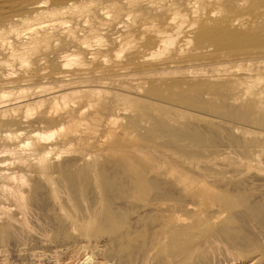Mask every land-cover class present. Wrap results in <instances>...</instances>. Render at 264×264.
<instances>
[{
    "label": "bare ground",
    "instance_id": "obj_1",
    "mask_svg": "<svg viewBox=\"0 0 264 264\" xmlns=\"http://www.w3.org/2000/svg\"><path fill=\"white\" fill-rule=\"evenodd\" d=\"M48 1L49 0H40L31 3L29 6L31 14L18 18L14 15L4 27H0V46L5 52L4 57L0 56V66L6 71V76L0 83L1 85L3 84L2 86L9 88L10 86L18 84L20 81L26 84V81L31 83L36 77H41L44 80L58 79L60 83L64 81L67 82L61 85L60 88H71L74 85L80 84H82V86L78 89L74 88L70 91L63 92L59 96L65 109H67V116L72 118L70 119V124H61L60 127L51 128L45 132L33 130L26 134L22 131L9 133L6 139H2L3 141L9 140L10 142L17 143L18 147L20 146L23 149L27 148L30 150L28 158L17 156V160L13 159L20 163L21 166H25L26 170L34 169L37 173V178H39L41 183L46 184L50 188L51 196L53 200L57 202L60 194H58L54 186L53 176L47 171V169L52 168V166L49 167L51 163L48 164L52 152H45V150L51 149L48 143H57L55 140L59 138L65 139L66 136H78L82 135V133H88L92 138L98 133L96 132L98 130L97 124L103 121L104 112L112 110V112H115L116 109H119L122 110L121 114L124 112L123 119L128 117V123H123L124 125L120 124L122 118L119 119L118 116L114 115L110 116L108 119L112 129H110L106 137L109 139L112 135L114 136L116 128L120 131L117 136H114L113 142L104 148V153H106L108 158H114L122 154L121 159L125 162L123 166L125 170H133L142 175H149L155 180L157 178H162L173 181L185 194L200 198L206 211L214 207V201L223 202L219 190L198 181L200 179L197 180L193 175L194 170L198 169L200 172H204L212 167L216 169L225 168V170L226 168H232V170L235 168L237 171L247 172L250 171L253 166V158V161L247 158H233V156H231L232 152L230 153L229 150H223L220 146L222 150H215L208 154L205 149L202 148L204 146L201 147L200 144L196 143L192 144L193 142L191 143V139L190 141L179 139L181 136L179 138L177 137V139L173 138L170 142L171 144L153 145L156 147V151H158L155 156L141 145L142 142L140 140H133V135H135L133 131L137 125L135 121L138 116V114H136L137 111L131 108L132 106L124 105L121 108L119 101L126 98H133L134 96L139 98L145 96V93L140 94V92L145 89V92L153 95L152 99L154 101H152L151 104L156 105V107L170 106L175 112L178 111L180 115L184 116V118L188 116L191 117V114H195V116H201V119L203 113L206 111L202 112V114H200V112L195 113L193 112L194 110L191 111L192 109L190 110L188 106L190 103L188 102L189 104H186L187 107L181 100V97L186 94L190 87L193 88V82L195 83L197 80L192 81V78H201L200 76H204L206 79L198 81L199 84L196 82L195 87L200 84L205 86L214 93L213 97H219L220 101L222 100L224 103L230 104H225V108H228V106L232 104H236L235 106H237V104L241 103L242 105L240 104V107L234 109L235 107L232 106V108L238 110V112H242L245 108L246 111L249 113L251 112V114H264V62L262 63V60L258 61L259 63L257 62L258 64L255 68H249L248 66L249 69L246 68L247 71H244V67L242 69L244 73L235 76L221 74V70L220 72L216 71L210 74L209 71H205L206 69H195V71H193L195 76H192V74L189 73L191 71L188 70L189 67L193 69L192 66L198 63L202 62V64H205L207 60L217 55L222 58L229 57L224 51L225 49L231 52H240L245 58H252L255 52H251L250 49L251 45H254L259 48L264 56V37L262 36L264 32V0H109L105 2L98 0H65L62 4L47 6L49 4ZM3 18L4 15L1 13L0 19ZM108 20L119 21L118 26L123 28L122 31L116 30V28L112 26V23H108ZM13 35H15L16 38H13ZM124 60L130 61L133 67H135L130 77L133 79L140 78L145 80L142 83L143 85L137 87V91L132 89H120L118 92H115L113 96L107 98L104 97V93L107 92L106 90L95 88L88 84L91 78L95 79L99 77L102 72V74H104V72L106 73L107 71L114 70V67H116L115 65ZM55 65H60L63 70L65 69L67 71H55L53 70V66ZM132 65L130 66L131 68ZM127 66L126 69H130ZM200 68L203 67L201 66ZM121 69L124 68L121 67ZM70 71L75 72L74 75H72ZM111 72L106 73L104 76L107 77L104 79L112 78L110 75H114L113 72L115 73V71H113L112 74ZM209 77L214 79H209ZM217 79L219 80L217 81ZM155 83L164 85L168 93L162 94V92H157L156 87L150 86V84ZM7 89L0 93V101L4 104L14 96V91L12 89ZM46 89L47 87H39L38 92L43 91L44 93ZM28 91L29 89H21L19 92L26 94ZM137 97H135L136 100H138ZM45 101L44 98H40L36 103L42 106ZM81 104H84V106L80 107ZM199 104L197 103V105ZM61 106L63 105L57 106L56 111ZM144 108L149 109L148 106H144ZM33 112L34 110L31 107H27V116L31 115ZM212 112L213 111H211V113ZM75 113L76 116L79 117L77 120L73 119ZM127 113H131V115L125 116ZM211 113H206L203 118L215 121L219 119L220 122H224L227 125L239 126L248 132L257 129L253 126L257 123L256 120L242 119L241 116L237 118V114H235L236 118H233L232 116H222V113H218L219 115L214 114L215 111L213 115ZM47 114V112H43V119L48 120ZM223 114L225 115V113ZM227 114L228 113H226V115ZM18 115V111L14 108L13 119L16 118V123H24L23 120H17ZM139 118L140 116L137 119L139 120ZM25 122L27 123L26 120ZM83 125H85V127H82ZM259 132H264V130H259ZM2 140H0V143H4ZM94 141H96V139ZM79 142L81 141L79 140ZM87 143L89 144V142ZM54 146L53 148L55 149ZM69 148L72 149L73 147L70 146ZM81 148L83 147L81 146ZM8 149L9 148H7V150ZM244 152H242V155ZM259 152L260 150L257 148L254 154H252L256 156L255 159L260 155ZM64 153L66 154V152ZM64 153L56 152L54 155H57L56 158L59 159ZM31 156L34 157H32V160L34 159L33 161L30 158ZM96 156L98 161L99 159L102 160L101 156L103 155L96 154ZM249 156L251 155L247 157ZM79 157H75L76 160ZM84 159L86 160L85 156L81 158V160ZM98 161L95 164H98ZM13 163L14 162H12V164ZM7 164L11 163L7 162ZM56 167L58 168V166ZM123 167L122 169L124 170ZM67 168L69 169L70 167ZM98 168L93 167L89 170V173L92 172V176L86 175L88 171L85 172V181H83L90 185V181L94 180L93 185L95 184L97 189H102L107 185H111L109 179L104 182L105 177L103 178V174L101 173L103 170L99 171ZM258 169H260V167ZM260 170H262V168ZM262 171L264 172V170ZM69 173L72 174L71 172ZM104 173L106 176V172ZM213 174L206 173L204 175L213 180L217 176ZM77 176L79 177V175L75 177ZM81 177H83V175ZM4 179L5 182L3 181ZM3 180L1 181H3L4 184L0 186V200H7L9 204L6 207L2 205L3 207L1 208L2 213L6 214L4 219L6 220L7 218V223L5 225H0V237L2 238L7 236L10 226H13V224L25 223L23 217V219H16V214L15 217L9 214V209H11L9 206H16L17 209H15L19 212L17 214H24L29 208V205H27L29 197L26 195L27 193L25 194L27 189L26 191L24 189L28 182L27 179L17 175L14 171H10L6 173ZM62 180L66 182L65 179L61 178V181ZM58 181L60 182V178ZM37 182L34 183L37 185ZM207 182H209V184L212 183H210V181ZM65 186L69 187L68 183H66ZM79 186L80 185H78V188ZM35 188L37 189V187ZM82 188L84 187H81L80 190H82ZM97 189L96 192H94L95 195L99 192ZM84 192H86V190H84ZM144 194L146 195V192ZM147 197L146 195V198ZM220 204L218 203V205ZM26 205L28 208L25 211ZM63 211L61 212L62 214ZM2 217L0 216V221ZM92 221L89 220L88 222L87 220L88 223L85 226L86 231L83 233L85 237H88L90 231L93 229L94 221ZM261 225L264 231V220L261 222ZM115 230H117L116 232L121 236L126 235L122 226L119 228L115 227ZM166 230L170 235V239L173 242H178L180 231L177 230V228L171 227ZM85 237L84 239H86ZM90 248L94 249V246ZM94 250H96V248ZM51 254V259L49 258L51 260L50 264H103L101 260L97 258V253L91 251L87 245H81L77 250H72L71 247L65 245L63 249H57ZM260 256H262V254ZM257 260H261V257L257 258ZM39 261L37 264L46 262L44 260L42 263Z\"/></svg>",
    "mask_w": 264,
    "mask_h": 264
},
{
    "label": "rangeland",
    "instance_id": "obj_2",
    "mask_svg": "<svg viewBox=\"0 0 264 264\" xmlns=\"http://www.w3.org/2000/svg\"><path fill=\"white\" fill-rule=\"evenodd\" d=\"M38 1L40 0H0V14L2 13L4 15V18L0 19V27H4L14 15L18 18L31 14L29 6L31 3ZM49 1L47 6L62 4L65 0ZM98 1L105 2L109 0ZM108 21V23H112V26L116 28V30L122 31L123 28L118 26L119 21ZM262 36L264 37V32ZM13 38H16V36L13 35ZM224 51L229 57L222 58L218 55L214 56L207 60L205 64L201 62L194 65L195 67L192 66L194 70L189 67L188 70L191 71L189 73L195 76L193 72L195 69H206L205 71H209L210 74L216 71L220 72L221 70V74H230L234 76L239 74L242 75L247 69L255 68L259 63L258 61L262 60V63L264 62V56L259 48L254 45H251L250 49L251 52H255L252 58H245L240 52H231L227 49ZM0 56H5V52L2 50L1 46ZM131 65L130 61L124 60L119 62L115 65L116 67H114V70H111L112 72L115 71V73L113 72L114 75H110L112 78L104 79L107 77L104 75L111 71L104 72V74H102V72L99 77L95 79L91 78L88 84L92 87L106 90L107 94L104 93V97L107 98L113 96V94L120 89H132L137 91V87L143 85L142 83L145 80L140 78L133 79L130 77L135 70L133 65L132 68L130 67ZM126 66L130 69H126ZM201 66L203 68H200ZM121 67L128 71L121 69ZM53 70L60 71L63 70V68L60 67V65H55L53 66ZM63 71L67 70L64 69ZM70 73L74 75L75 72L70 71ZM5 76L6 71L1 67L0 82L4 80ZM200 77L201 78H192V81L197 80L195 83L197 82V84H199L198 81L206 79L204 76ZM209 79L213 80L214 78L209 77ZM218 80L219 79H217V81ZM23 83L20 81L18 84L10 86L9 88L2 86L3 84L1 85L0 83V93L7 88V90L12 89L14 91V96L10 99L12 101L9 100L5 104L0 101V140L6 139L9 133L22 131L26 134L33 130L45 132L51 128H58L61 124L68 125L71 123L70 119L72 118L67 116V109H65L59 96L61 93L70 91L71 89L81 88L82 84L74 85L71 88H60L61 85L67 82L64 81L60 83L58 79L44 80L41 77H36L31 83L27 81L26 84L25 82ZM195 83L193 82V88L190 87L186 94L181 97V100L185 105L189 102L191 104L188 103L190 110H194L193 112L195 113L200 112V114H202V112L206 111L203 113L201 119V116H195V114H191V117L188 116L189 118H184V116L180 115L178 111L175 112L170 106H167L168 108L156 107V105L151 104V102L154 101L152 99L153 95L145 92V89L144 91L142 90L143 92H140V94L145 93V96H141L140 98L134 96L133 98L123 99L119 101V105L121 108L124 105L132 106L131 108L139 112H136V114H138L137 118L139 116L140 118L139 120L137 118L135 120L137 125L133 131L135 134L133 135V140H140L142 142L141 145L155 156L158 151H156V147L154 146L171 144L170 142L173 138L177 139V137L179 138L181 136L179 139H185L187 141L191 139V143L193 142L192 144L196 143L200 144L201 147L204 146L202 148L205 149L208 154L212 151L223 149L229 150L230 153L232 152L231 156H233V158L254 159V161H252L255 163V166L254 163H252L253 166L251 170L247 172L237 171L235 168L233 169L235 171H233L232 168H226L225 170V168L216 169L212 167L204 172H200L198 169L194 170L193 175L197 180L200 179L198 181L219 190L223 202L214 201V207L216 209L213 207L207 210V212L200 198L185 194L173 181L162 178H157L158 180H155L149 175H142L133 170H125L123 167L125 162L121 159L122 154L114 158H108L106 153H104V148L113 142L115 135L117 136L120 133L116 128V133L109 138L110 140L106 137L110 129H112L108 119L112 115L118 116L119 119L122 118L120 124H127L128 117L123 119L124 112L121 114L122 110L119 109H116L115 112H112L113 110L105 111L103 114V121L100 122L101 124L99 123L100 125L97 124L98 130L96 132H98L99 135L97 133L92 138L88 133H82V135L78 136L69 135L68 137L66 136L65 139L59 138L55 140L58 144L55 141H53L55 143H48L51 149H47L45 152H52V156L49 159L50 162L48 161V164L51 163L49 167L52 166V168L48 167L49 169H47V171L53 176L54 186L58 194H60L57 202L53 200L50 188L46 184L41 183L39 178H37V173L34 169L26 170L25 166L23 167L20 163L15 161L17 160V156L28 158L30 150L27 148L23 149L20 146L19 149L17 143L10 142L9 140H2L4 143H0V186L4 184L5 179L3 180V178L6 176V173L10 171H14L17 175L26 178L28 182L24 189L25 191L27 189L25 194L27 193L26 195L29 197L27 203L29 208L26 205L25 211L28 208L27 212H24V214H17L19 212L16 210V206H9V208L11 207V209H9V214H12L14 217L16 214V219H21L23 217L25 223L13 224V226H10L7 236L4 238L0 237V264H37L39 260L41 263L46 261L43 264H50L51 253L57 249H63L65 245L71 247L72 250H77L81 245H87L91 251L97 253V258H99L103 264H264V231L261 225V222L264 220V172L262 171L264 170V132H259V130H264V114H251V112H247L245 108L242 112L234 110L236 107H240L242 105L241 103L237 104V106H235L236 104H232L228 106V108L226 107V109L224 105H230L229 103H224L221 100L222 103L220 98L213 97L214 93L205 86L200 84L201 86L197 85L195 87ZM150 86L156 87L157 92H162V94L168 93L164 85L155 83L150 84ZM39 87H47V89L44 90V93L43 91L38 92ZM21 89H29V91L25 94L19 92ZM20 94L23 95L21 96ZM135 97H137L138 100H136ZM40 98L46 100L42 106L36 103ZM7 103L9 104L6 105ZM57 103L63 106L56 111V107L60 106ZM197 103L200 104L197 105ZM84 104H81L80 107L84 106ZM144 106H148L149 109L144 108ZM232 106L235 108L233 109ZM27 107H31L34 110L29 116L26 114ZM14 108L19 113L17 120H23L24 123H16V118L13 119ZM62 109L65 110L63 111ZM211 111H215L214 114L217 115L222 113V116H232L236 118L235 114H237V118L241 116L242 119L256 120L257 123L253 126L257 129L248 132L239 126L227 125L224 122H220L219 119L215 121L203 118L206 113L210 114ZM43 112L48 113V120L43 119ZM213 112L211 113L212 115ZM223 113H225V115ZM226 113L229 115H226ZM126 115L129 116L131 113H127L125 116ZM73 116L74 120L79 119L76 113ZM82 127H85V125ZM95 139L96 141H94ZM79 140L81 142H79ZM86 141L89 142V144ZM70 146L73 148H69ZM81 146L83 148H81ZM7 148L9 149L7 150ZM257 148L260 150V155L255 159L256 156L252 154H254ZM56 152H66V154H62L58 159L56 158L57 155H54ZM242 152H244L243 155ZM96 154L103 155L101 156L102 160L99 159L98 161ZM248 155L251 156L247 157ZM84 156L86 160H81ZM32 157L33 156L30 157L31 160ZM75 157H79L77 159L78 161ZM11 161L14 163L12 164ZM97 161L98 164H95ZM7 162L11 164H7ZM56 166H58V168ZM92 166L95 168L99 167V171L103 170L101 173L103 174V178L105 177L104 182L109 179L111 185H107L102 189H97L96 185H93L94 180L90 181L91 186L84 182V176H92V172L89 173V170L93 168ZM67 167L70 168L68 169ZM259 167L260 169L262 168V170L258 169ZM51 169L55 171L57 169L60 177L57 175V171L55 172ZM79 169L85 170L84 173ZM85 172L88 174L86 173L85 175ZM104 172H106V176ZM205 172L208 174L214 173L213 175L217 176L212 180L204 175L206 174ZM76 175H79V177H75ZM82 175L83 177H81ZM59 178L60 182L63 184L58 181ZM61 178L65 179L66 182L64 180H62V182ZM207 181L215 185L212 183L211 185ZM34 182H37V185ZM66 183H68L69 187L65 186ZM78 185H80L79 188ZM35 187H37V189L39 187V189L37 190ZM81 187L86 188L80 190ZM96 189L99 192L95 195L94 192H96ZM84 190H86V192H84ZM145 192L148 196L147 198L144 194ZM218 203L221 204L218 205ZM8 204L9 202L7 200H0V216H3L0 225H5L7 223V218L6 220L4 219L6 214L2 213L1 208L3 206L6 207ZM62 211L63 214L61 213ZM256 214H259L258 217ZM87 220L88 222L89 220H93L94 222H92L94 225L92 231H90L91 234L89 233V236L85 237L83 233L86 231L85 226L88 223ZM121 226L126 234L125 236H121L116 232L117 230H115V227L119 228ZM167 227L177 228V230L180 231L178 242H173L170 239V235L166 230L168 229ZM84 237L86 239H84ZM93 246L96 250L90 248H93ZM261 254L262 256H260ZM260 257L261 260L258 261L257 258Z\"/></svg>",
    "mask_w": 264,
    "mask_h": 264
}]
</instances>
